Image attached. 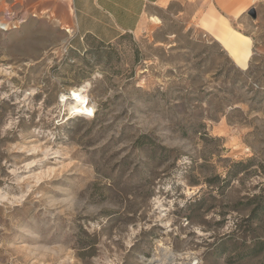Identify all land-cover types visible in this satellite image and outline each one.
<instances>
[{
    "label": "rangeland",
    "instance_id": "obj_1",
    "mask_svg": "<svg viewBox=\"0 0 264 264\" xmlns=\"http://www.w3.org/2000/svg\"><path fill=\"white\" fill-rule=\"evenodd\" d=\"M70 21L0 0V264H264V0H163L82 53Z\"/></svg>",
    "mask_w": 264,
    "mask_h": 264
},
{
    "label": "crops",
    "instance_id": "obj_2",
    "mask_svg": "<svg viewBox=\"0 0 264 264\" xmlns=\"http://www.w3.org/2000/svg\"><path fill=\"white\" fill-rule=\"evenodd\" d=\"M71 16L72 36L69 47L82 53L86 41L111 44L136 32L144 18L163 0H66Z\"/></svg>",
    "mask_w": 264,
    "mask_h": 264
},
{
    "label": "bare ground",
    "instance_id": "obj_3",
    "mask_svg": "<svg viewBox=\"0 0 264 264\" xmlns=\"http://www.w3.org/2000/svg\"><path fill=\"white\" fill-rule=\"evenodd\" d=\"M200 25L202 28L212 34L215 40L228 52L232 57L237 66L241 69H245L248 60L250 59L251 52V39L240 32L234 30L227 19L216 14L214 9L210 11L202 18ZM62 101L65 100L61 97ZM69 100L71 105L69 106V111L74 116H91L93 111L85 101L82 96V92L79 90H72L69 93ZM163 260L172 259L169 255H163ZM159 261V260H152ZM161 261V260H160Z\"/></svg>",
    "mask_w": 264,
    "mask_h": 264
},
{
    "label": "water",
    "instance_id": "obj_4",
    "mask_svg": "<svg viewBox=\"0 0 264 264\" xmlns=\"http://www.w3.org/2000/svg\"><path fill=\"white\" fill-rule=\"evenodd\" d=\"M248 15L251 16V18H255V17H256L255 10H254V9H251V10L248 12Z\"/></svg>",
    "mask_w": 264,
    "mask_h": 264
},
{
    "label": "built area",
    "instance_id": "obj_5",
    "mask_svg": "<svg viewBox=\"0 0 264 264\" xmlns=\"http://www.w3.org/2000/svg\"><path fill=\"white\" fill-rule=\"evenodd\" d=\"M142 1L146 2L147 0H142Z\"/></svg>",
    "mask_w": 264,
    "mask_h": 264
},
{
    "label": "trees",
    "instance_id": "obj_6",
    "mask_svg": "<svg viewBox=\"0 0 264 264\" xmlns=\"http://www.w3.org/2000/svg\"><path fill=\"white\" fill-rule=\"evenodd\" d=\"M88 40H89V39H88ZM88 40H87V41H88ZM87 41H86V42H87Z\"/></svg>",
    "mask_w": 264,
    "mask_h": 264
}]
</instances>
